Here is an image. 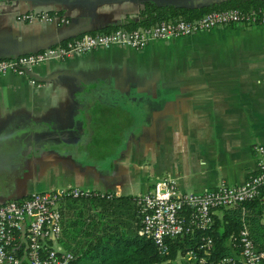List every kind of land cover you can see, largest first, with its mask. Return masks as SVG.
<instances>
[{
    "label": "crops",
    "instance_id": "0c3cea01",
    "mask_svg": "<svg viewBox=\"0 0 264 264\" xmlns=\"http://www.w3.org/2000/svg\"><path fill=\"white\" fill-rule=\"evenodd\" d=\"M220 1L0 0V59L132 20L144 2L190 8ZM25 13L66 24L16 19ZM134 53L110 46L49 59L31 69L32 84L0 76V203L70 189L141 198L160 178L199 192L242 184L254 172V148L264 149V27L152 43L142 55L155 57V80H141L135 95L126 79ZM103 108L115 130L109 137L124 141L117 155L90 158L91 114Z\"/></svg>",
    "mask_w": 264,
    "mask_h": 264
},
{
    "label": "built area",
    "instance_id": "2783aa9c",
    "mask_svg": "<svg viewBox=\"0 0 264 264\" xmlns=\"http://www.w3.org/2000/svg\"><path fill=\"white\" fill-rule=\"evenodd\" d=\"M16 19L26 23H53L55 26L66 24L63 18L47 13H25ZM226 26L264 27V8L250 12L233 9L210 12L191 21H166L130 31L118 28L110 32L95 30L83 33L39 52L0 59V76H27L32 84L31 69L49 59L83 55L110 46L141 50L152 41L172 40ZM254 152L255 173L239 185L220 184L199 192H185L168 178L154 180L137 202L140 233L164 251L165 240L204 229L211 224V216L218 209L231 208L251 200L258 188L264 186V149L256 146ZM80 191L34 192L0 203V264H20L22 260L26 264H67L71 256L59 244V207L65 195L75 197ZM184 213H188L187 222L183 220ZM200 248L207 253L209 240ZM230 248L231 255L217 264H260L262 254L255 250L245 227L239 230ZM184 257L187 261L205 264L204 259L196 258L191 252H186Z\"/></svg>",
    "mask_w": 264,
    "mask_h": 264
},
{
    "label": "trees",
    "instance_id": "16d2710c",
    "mask_svg": "<svg viewBox=\"0 0 264 264\" xmlns=\"http://www.w3.org/2000/svg\"><path fill=\"white\" fill-rule=\"evenodd\" d=\"M262 8L264 0H223L190 8L144 2L134 14V19L96 31L110 32L118 28L130 31L166 21H191L210 12L228 9L250 12ZM108 112L103 108L101 114H91L89 128L94 135L89 138L91 146L87 153L90 158L113 157L119 153L124 141L123 137H109L115 134V130L110 126L112 119ZM138 199L98 191H80L75 197L65 195L59 207V244L71 256L67 264H197L184 259L186 252L204 259L205 264H217L231 255L230 244L242 227L246 228L255 250L262 254L260 264H264V186L258 188L251 200L218 209L211 216L212 222L208 227L165 240L164 251L140 233ZM187 218L188 213H184V222ZM206 240L210 242V249L203 253L200 247ZM20 264H26L25 260Z\"/></svg>",
    "mask_w": 264,
    "mask_h": 264
},
{
    "label": "rangeland",
    "instance_id": "374dc122",
    "mask_svg": "<svg viewBox=\"0 0 264 264\" xmlns=\"http://www.w3.org/2000/svg\"><path fill=\"white\" fill-rule=\"evenodd\" d=\"M157 41L158 40L150 42L141 50L131 49V50L135 51L134 57L132 59H130L133 69L131 70L130 74H127V77H129V78L126 77V79L128 82L130 80L133 81V84H132L133 88L131 89V91H133V94L137 90L134 86H137L141 80H143V79L145 80L146 78H148V80H155V57H149V56H147V54H146V56H144L142 54H143V50H145L146 48L149 47V45H151L152 43L154 44ZM167 41H169V40H167ZM120 47H122V46H120ZM126 48H128V47H126ZM140 55H142V57ZM178 260L179 259H177L176 261L178 262Z\"/></svg>",
    "mask_w": 264,
    "mask_h": 264
}]
</instances>
